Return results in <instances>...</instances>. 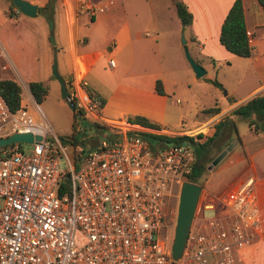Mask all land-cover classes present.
I'll return each mask as SVG.
<instances>
[{
	"label": "built area",
	"instance_id": "obj_1",
	"mask_svg": "<svg viewBox=\"0 0 264 264\" xmlns=\"http://www.w3.org/2000/svg\"><path fill=\"white\" fill-rule=\"evenodd\" d=\"M112 2L78 0L76 11L92 17ZM3 56L10 58L0 42ZM8 63L0 62V81L9 78L2 74ZM108 63L114 65L113 58ZM67 89V100L97 119L101 98ZM13 132L41 138L27 142L30 152L19 142L0 147V264H173L170 247L155 234L163 226L169 178L179 186L189 180L190 142L153 146L135 131L102 132L76 162L46 118L36 120L24 105L11 110L0 94V136ZM218 202L226 211L205 203L216 209L206 217L197 203L180 264H243L240 251L264 235L253 176Z\"/></svg>",
	"mask_w": 264,
	"mask_h": 264
},
{
	"label": "crops",
	"instance_id": "obj_2",
	"mask_svg": "<svg viewBox=\"0 0 264 264\" xmlns=\"http://www.w3.org/2000/svg\"><path fill=\"white\" fill-rule=\"evenodd\" d=\"M29 1L38 4V13L47 0ZM77 1L57 0L48 8L55 43L49 41L50 31L41 24L42 51L31 66L28 54L22 57L27 63L29 79L25 81L20 73L19 76L31 98H22L21 104L36 120L45 118L38 110L39 103L31 94L28 82L38 80L48 87L53 51H56L57 70L67 88L76 89L83 98L97 95L103 99L97 119L88 117L102 132L189 134L202 141L213 135L222 122L210 147H216L213 158L232 139L238 138V141L202 185L198 203H214L217 212H225L218 202L222 194L216 192L226 188L225 193L251 175L264 225V130L249 125L248 132L240 135L237 120L244 119L232 113L249 98L264 93V7L258 0H242L252 51L249 56H241L219 40L221 24L234 0H182L192 13V21L187 25L177 15L175 0H113L92 17L76 11ZM3 3L4 19L10 17L8 8H12L14 15L22 13L16 6L10 8L9 0ZM185 46L205 68L202 76L195 75L185 56ZM243 57L245 61L240 60ZM109 58H113L114 65L108 63ZM222 67H231L239 73L237 83H228L225 74L220 75ZM249 70L255 77L254 82L242 87ZM157 80L164 93L156 91ZM212 105H218L219 110L202 111ZM136 115L158 126L129 119ZM199 132L202 135L197 137ZM97 141L98 138L93 147ZM240 254L243 264H264V235Z\"/></svg>",
	"mask_w": 264,
	"mask_h": 264
},
{
	"label": "rangeland",
	"instance_id": "obj_3",
	"mask_svg": "<svg viewBox=\"0 0 264 264\" xmlns=\"http://www.w3.org/2000/svg\"><path fill=\"white\" fill-rule=\"evenodd\" d=\"M3 1L4 0H0V18H3L0 28V42L3 48L9 54V59H11L13 64L8 59V57H1V63L9 62L8 68L2 71V74L4 77L12 78L20 84L22 98L24 100H27L31 97L28 95L27 88L25 87L23 81L19 76L20 73L25 81H28L29 79L26 68L27 63L25 62V60H22V57L25 56L24 53H26V56L28 54V65L31 66L33 65V63L31 62H33L34 59L39 56L40 52L42 51L40 42L41 24H44L45 27H47V29L50 31V35L53 36V39L55 30L53 24L52 27L49 26L48 18L50 16H46L43 11H38V13H36V15L34 16L25 15L22 13L19 15H14L12 13L9 17L10 20L4 19L3 16L5 15V12ZM54 1L57 0H52L51 6ZM59 2L60 1H58V3ZM9 7H12L11 3H9ZM11 9L8 8L7 12H9V10ZM50 35L49 41L53 44L55 43V40H51ZM183 38L185 39V37L182 36L181 40ZM185 48L187 47H184V52ZM53 59H56L57 62L56 51H53ZM240 60L245 61L246 59L243 57L240 58ZM237 71L238 70H236V72ZM219 73L221 76L225 74V79L226 81H228V83H237L239 73H235V71L231 67H222L221 69H219ZM51 76V83L48 84L47 94L41 102H38V110L44 114L45 118L51 124L52 129L58 136L59 140L67 145V154L71 158L74 156L79 161V159L82 158L81 156L79 157V155L82 152H85L87 149L93 147L95 140L102 135V130L99 129L96 123L91 122L88 117L83 115L81 117L74 116V112L68 107L65 100L61 97L60 83L58 79L53 74ZM247 77L248 78H246V81L242 83V87L243 85L248 86L249 84H253L255 77L254 75H252L250 70L248 71ZM236 117L239 118L240 116ZM73 123H75V127H73ZM237 126L240 135H244V133L248 132L249 130L247 121H244L242 119L237 120ZM19 148L23 149V151L25 152H30L32 145L27 142H19ZM215 154L216 147L210 148L209 152L207 153L206 169L202 174L199 182L203 186L207 183V179L210 178V173L212 174L217 164L216 163L215 165H212L211 168H208V165L211 163V160ZM60 163L61 165H66V160L64 157L61 158ZM179 189L180 186L175 181V179L169 178L163 195V226L161 227L159 232L155 234V237L160 242H164L167 247L171 246L173 238V231L177 216ZM225 190L226 188L219 190L216 192V194H223ZM198 212L202 217H206L214 215L216 213V209L204 208L203 203H201Z\"/></svg>",
	"mask_w": 264,
	"mask_h": 264
},
{
	"label": "trees",
	"instance_id": "obj_4",
	"mask_svg": "<svg viewBox=\"0 0 264 264\" xmlns=\"http://www.w3.org/2000/svg\"><path fill=\"white\" fill-rule=\"evenodd\" d=\"M51 1L47 0L43 5L39 7V11H45L51 7ZM258 2L264 7V0H258ZM12 6H15L11 1ZM176 12L180 21L183 25H187L192 21V13L188 10L186 4L182 0H175ZM13 11L8 12L11 15ZM220 42L231 52L241 55L249 56L252 51V47L249 41V35L247 33L245 19H244V8L242 0H234L231 4L226 16L220 27L219 33ZM215 84L221 85L217 80H212ZM28 87L37 102H41L42 99L47 94V86L42 81L30 80L28 82ZM156 91L159 93H164L163 87L160 80L156 81ZM0 94L5 99L8 107L11 110H16L21 104V86L20 84L12 78H4L0 81ZM103 103V99H101ZM219 110L218 105H212L203 108V112L215 113ZM83 112H81L82 114ZM232 113L235 116H240L247 121L248 125H254L255 129L264 130V93L254 95L253 97L246 100L244 103L236 107ZM74 116L77 115L74 113ZM131 121L140 122L141 124L156 127V123L147 120L145 117L136 115L129 118ZM75 127V123L72 124ZM222 122L218 125L216 132L206 137L204 140H196L194 136L189 134H178V135H167V134H157L153 132L135 131L141 134L145 139H147L153 146L156 143L164 142H174L183 143L190 142L195 150V161L193 169L188 179L195 182H200V178L206 169V154L210 147L215 142L216 135ZM232 125L234 122L232 121ZM202 134L199 132L196 134L200 137ZM156 142V143H155ZM13 145V144H10ZM80 157V155H79ZM75 161L78 160L74 157ZM80 160V159H79Z\"/></svg>",
	"mask_w": 264,
	"mask_h": 264
},
{
	"label": "water",
	"instance_id": "obj_5",
	"mask_svg": "<svg viewBox=\"0 0 264 264\" xmlns=\"http://www.w3.org/2000/svg\"><path fill=\"white\" fill-rule=\"evenodd\" d=\"M10 1L16 6L17 10H19L25 15L34 16L37 13L38 10L37 3L30 2L28 0H10ZM49 12L50 9H48L44 13L46 16L49 17ZM48 20H49V26L52 27L53 24L52 19H50L49 17ZM50 38L51 40H54L52 35H50ZM182 41L185 42V39L183 38ZM185 56L189 61L192 69L194 70L195 75L197 77L202 76L205 73V68L198 61H196V59L193 58V56L190 54L187 48H185ZM51 71L52 74L58 79L60 83L61 97L65 100L68 107L78 117H81L82 116L81 111L76 109L73 102L67 100L66 98L68 94V89L64 78L57 71L56 59H53L51 65ZM34 138L40 139L41 135L40 134L33 135L31 132H13L7 136H0V147L14 142H32ZM237 141L238 138H235L232 141H230L225 146V148H223L211 160V163L208 165V168L218 163L227 154V152L234 147ZM201 189H202V184L190 180H185L180 185L176 223L174 226L173 238L170 246L171 256L174 259L173 264H179L178 259L181 257L185 246L187 233L190 229V225L194 216L195 208L199 200Z\"/></svg>",
	"mask_w": 264,
	"mask_h": 264
}]
</instances>
